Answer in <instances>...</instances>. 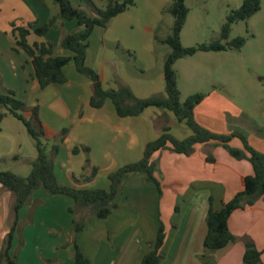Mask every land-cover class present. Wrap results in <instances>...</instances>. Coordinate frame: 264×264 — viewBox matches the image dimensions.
Wrapping results in <instances>:
<instances>
[{
    "label": "crops",
    "instance_id": "crops-1",
    "mask_svg": "<svg viewBox=\"0 0 264 264\" xmlns=\"http://www.w3.org/2000/svg\"><path fill=\"white\" fill-rule=\"evenodd\" d=\"M106 1L93 0L98 8H103ZM70 2L73 7L88 9L81 0ZM134 3L133 7L113 18L106 28H94L88 39L86 65L97 72L107 89L128 87L140 99L163 97L162 66L166 54L154 55L155 26H149L144 28L149 32V39L145 40L140 57V11L135 0ZM167 3V0H152L149 3V19H156L159 24L157 18L164 12ZM262 3L263 0L260 11ZM2 11L12 14L10 27L13 24L37 28L51 16H55V24L45 35L30 34L27 41L29 44L50 43L54 56H70L69 52L61 48L60 41L65 34L75 32L78 27L76 21H66L60 17L53 0H0V12ZM11 36L15 42V37ZM21 51L18 50L15 56H11L10 62L20 79L25 81L23 89L34 95L35 102L30 105L39 106V117L46 125L49 136L64 129L61 128L64 122H55L48 115L61 114L62 106L66 110L71 109L75 118L70 119L71 130L67 129V135L61 144L68 142L72 131L76 130L79 139L74 147H86L88 152L80 150L73 154L71 149V154L84 153L86 156L83 163L88 159L90 165L98 168V171L100 166L108 163L113 171V168L116 170L139 161L145 145L155 140L165 125L170 127L171 134L177 139H184L191 134L183 123H178L172 113L167 111L148 108L137 117L119 118L109 100L100 109H92L89 106L90 82L75 71L72 63L63 69L67 78L65 84L40 89L33 79L29 58L23 51L24 54H21ZM16 57L21 60H16ZM129 59L138 66V76L127 73ZM140 63L143 76L156 68L153 75L155 77L147 74L142 84ZM21 64L25 65L23 71L20 69ZM3 76L0 68L2 82ZM154 79L158 84H154ZM239 115L240 110L234 103L219 93L207 95L194 110L195 120L216 134H230L226 119L234 120ZM229 146L242 148L237 139H232ZM252 146L264 153V141ZM208 154L214 158V162L206 161ZM152 161L156 164L154 177L161 187L160 197L157 190L148 183L145 173L131 174L123 181L117 208L112 210L108 218L97 219L102 224H96L90 232H87L91 224V219H88L85 228L76 235V242L90 264H140L143 254L148 250L147 244L154 240L160 223L164 226L166 235L162 249L163 259L159 264H202L198 257L203 253V240L207 230L205 218L208 198L212 197L214 208L219 209L222 203L242 191L243 179L252 173L247 159L232 158L222 145L214 142L196 145L188 155L168 150L156 152ZM84 166L67 168L64 177L57 179L64 185L90 189L97 174L91 181L82 182L81 176L87 175L89 171H84ZM105 169L107 171L102 174H107V167L103 170ZM101 188L108 189L107 183L104 182ZM42 190L33 192L29 201L32 204L19 211L17 230L20 228L19 224L25 222L18 234L16 230L12 253L14 252L18 264H72L73 215L68 212V208L74 206L73 201L66 196L45 194ZM76 213L82 218L88 211L77 207ZM116 213L120 214L112 216ZM9 227V219L5 222L0 214V249ZM228 228L237 239L208 255L214 264H242L246 241L263 251L264 197L250 207L234 211L229 217ZM85 233L88 234L82 238ZM261 263H264V255Z\"/></svg>",
    "mask_w": 264,
    "mask_h": 264
},
{
    "label": "trees",
    "instance_id": "trees-1",
    "mask_svg": "<svg viewBox=\"0 0 264 264\" xmlns=\"http://www.w3.org/2000/svg\"><path fill=\"white\" fill-rule=\"evenodd\" d=\"M57 5L60 17L66 21H76L78 29L70 34H65L60 46L70 53V56H54L52 45L33 43L29 44L27 37L30 34L36 36L45 35L50 27L55 24V16H51L45 24L33 28L31 25L18 27L11 24V33L15 37L13 50H22L29 58L32 68L33 79L36 80L40 89L50 85H63L67 82L64 67L72 63L75 71L87 78L91 85L89 106L92 109H100L109 100L119 118L137 117L148 108H155L172 113L178 123H183L191 132L184 139L175 138L170 127L165 125L159 136L148 142L143 150L139 161L126 164L107 175L108 189H87L59 182L54 173L53 157L58 152L57 143H62L67 135V129H61L57 134L50 137L46 125L39 117V106L30 107L27 116L23 114L25 105L16 100L14 93L7 90L6 95H0V107L4 108L13 118L19 121L26 129L34 142L36 157L31 164L30 173L26 177L18 176L9 171H0V189L9 191L13 196L10 213V227L5 235L0 249V264H18L13 255V239L19 223V211L26 206L33 194L38 189L45 190L49 195H62L70 198L74 206L68 208L73 215V262L72 264H90L76 242V235L86 226L90 217L102 220L106 219L112 210L117 208V199L123 181L131 174L145 173L148 183L152 185L161 196V187L154 177L156 164L152 156L156 152L171 151L176 154L188 155L194 146L210 142L222 145L229 155L236 159H247L251 165L252 173L243 179V189L236 193L230 200L221 204L219 209L214 208L213 198H208V209L205 218L206 235L203 240V253L198 257L202 264H214L209 254L225 248L236 241L228 228V220L231 214L237 210H243L252 206L259 198L264 197V153L257 151L239 132L230 134H216L201 126L194 117L195 108L204 100L206 95L195 93L180 101L178 89V77L174 64L196 53H217L227 49H240L245 39L237 37L228 44L227 40L231 26L240 21H246L260 11L262 0H243L239 8L230 10L225 22L220 29L219 39L210 43L199 44L192 47H184L180 41V33L185 24L188 8L185 0H169L164 11L172 17L170 33L164 38H158L154 34V40L167 45L170 49L163 60L162 74L164 81V96H151L148 98H136L128 87L117 90L107 89L103 86L97 72L86 65L88 39L94 28H106L109 22L116 16L124 13L135 5L134 0H107L103 8L95 6L93 0H81L87 8L73 7L70 0H53ZM118 47V46H117ZM129 55H131L129 53ZM3 114H0V120ZM52 139L56 144L51 145L50 151L53 157L47 153L48 141ZM232 139H238L241 149L229 146ZM80 150L87 153L88 148L74 147L73 154ZM206 161L214 162V158L208 154ZM89 169L88 174L82 177V182L91 181L97 174L98 168L91 166L88 159L85 160L84 171ZM88 211L85 217H78L76 208ZM177 211V208H175ZM165 229L160 223L156 230L155 238L148 243V250L143 254L140 264H159L163 259V246L165 241ZM242 264H262L261 257L264 250H258L251 242L244 244ZM264 264V263H263Z\"/></svg>",
    "mask_w": 264,
    "mask_h": 264
},
{
    "label": "rangeland",
    "instance_id": "rangeland-1",
    "mask_svg": "<svg viewBox=\"0 0 264 264\" xmlns=\"http://www.w3.org/2000/svg\"><path fill=\"white\" fill-rule=\"evenodd\" d=\"M135 2L138 11H140L141 57L144 42L149 39V32L146 29L149 26H155L153 33L158 38H164L170 33L173 20L169 13L164 11L157 18L159 19V24H157L156 19H149V3L152 0H135ZM242 2L243 0H185L188 15L180 33L182 46L192 47L218 40L221 26L225 22L229 11L239 8ZM11 19L12 14L10 12H0V68H2L4 74L3 82L0 80V95H6L7 91L5 89H13L15 92L10 91L14 93L16 100L25 105L23 114L27 116L30 107H32L30 104L35 102V98L28 90L23 89L25 81L20 79L10 62V57L17 54L13 50L15 42L11 36L9 24ZM237 37L245 39V43L240 49L230 48L217 53H196L191 57L180 59L174 64L178 77L180 101L183 102L186 97L195 93L206 96L212 93L221 94L240 110L238 118L234 120L226 119L231 133L239 132L246 137L251 145H258L259 142L263 143L264 141V0L262 9L258 14L256 13L248 20L237 22L231 26L229 36L223 43L228 44ZM169 51L167 45L154 41V55L160 56L169 53ZM20 53L24 54L22 51ZM16 60L20 61L21 59L16 57ZM135 64L129 59L126 69L131 76H138L136 70L138 66ZM21 65L20 69L23 71L25 65ZM155 73L156 68L153 72L146 73L143 76L144 73H142L140 63V84L145 82L144 79H146L147 74L152 75V78H154ZM154 84H158L156 79H154ZM57 105L60 108L61 105L59 103ZM61 111V114H54L53 116L50 114L48 117H51L55 122H64L61 128L70 129V119L75 118L72 115V110H66L62 106ZM0 114H3L0 120V171H9L18 176L26 177L30 173L31 164L36 157L34 142L24 126L2 107H0ZM72 133L69 136V141L64 144H56V141L52 139L48 141L47 153L50 158L53 157L50 151L51 145H58V152L53 158V164L55 176L60 179L64 177L67 168L76 169L80 165H85L83 159L86 155L83 152L80 155L71 154V149L74 148L79 139L76 130ZM105 167H107L108 172L102 174V172L107 171L106 169L103 170ZM114 170L115 168H113ZM113 171L109 163L100 166L97 176L89 188L104 189L101 187L104 182L108 186L107 175ZM42 192L48 194L45 190H42ZM12 203V194L9 191L0 189V214L1 219L5 222L10 219ZM31 204L28 203L26 206L29 207ZM27 210L30 213L29 208ZM118 214L120 213L112 214V216ZM89 219H91L89 222L94 225L89 224L87 232L92 231L96 224H102L94 217ZM24 222L19 224L20 228ZM2 224L4 223L2 222ZM20 228L17 230V234ZM87 234L85 233L82 238Z\"/></svg>",
    "mask_w": 264,
    "mask_h": 264
}]
</instances>
